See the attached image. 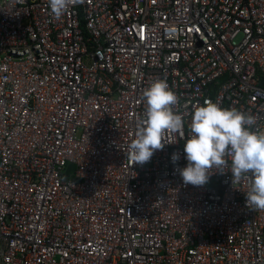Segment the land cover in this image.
Masks as SVG:
<instances>
[{"label":"built area","instance_id":"1","mask_svg":"<svg viewBox=\"0 0 264 264\" xmlns=\"http://www.w3.org/2000/svg\"><path fill=\"white\" fill-rule=\"evenodd\" d=\"M156 79L185 139L205 100L264 130V0H82L60 19L0 0V264H264V211L230 158L203 186L171 131L128 159Z\"/></svg>","mask_w":264,"mask_h":264},{"label":"clouds","instance_id":"2","mask_svg":"<svg viewBox=\"0 0 264 264\" xmlns=\"http://www.w3.org/2000/svg\"><path fill=\"white\" fill-rule=\"evenodd\" d=\"M82 0H47L55 19L64 16L72 6ZM147 105L144 117L135 130V138L128 145V159L143 165L155 151L162 150L164 133L171 131L184 140L183 151L187 165L179 172L185 184L203 186L215 171L225 173L230 158L232 182L241 178L251 180L246 193V206L264 211V130L257 125V116L237 108H222L205 100L193 108L189 134L185 139V118L178 114L177 95L166 81L154 80L145 90ZM179 159L173 154L172 161Z\"/></svg>","mask_w":264,"mask_h":264},{"label":"rangeland","instance_id":"3","mask_svg":"<svg viewBox=\"0 0 264 264\" xmlns=\"http://www.w3.org/2000/svg\"><path fill=\"white\" fill-rule=\"evenodd\" d=\"M70 170H75V168H74V167H72Z\"/></svg>","mask_w":264,"mask_h":264}]
</instances>
